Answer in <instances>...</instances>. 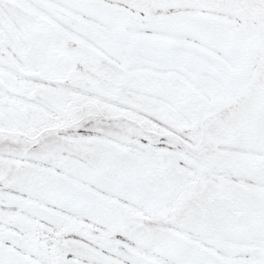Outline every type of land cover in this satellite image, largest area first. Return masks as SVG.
<instances>
[{"label": "snow or ice", "instance_id": "6c2138e0", "mask_svg": "<svg viewBox=\"0 0 264 264\" xmlns=\"http://www.w3.org/2000/svg\"><path fill=\"white\" fill-rule=\"evenodd\" d=\"M0 264H264V0H0Z\"/></svg>", "mask_w": 264, "mask_h": 264}]
</instances>
